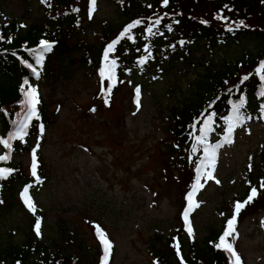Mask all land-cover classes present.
Instances as JSON below:
<instances>
[{
  "label": "rangeland",
  "instance_id": "obj_1",
  "mask_svg": "<svg viewBox=\"0 0 264 264\" xmlns=\"http://www.w3.org/2000/svg\"><path fill=\"white\" fill-rule=\"evenodd\" d=\"M150 1L96 0L89 18L90 0H0V23L12 29L13 24L18 25L14 34L18 37L32 26H58L73 8L79 9L75 13L81 12V26L75 28V35H79L82 49L74 54L77 60L88 46L100 44L108 26L121 25L128 14ZM244 49L256 51L255 43L243 38L238 43L218 45L196 41L185 50L168 46V56L159 61L148 52L141 57H147L146 62L130 66L122 82L116 70L112 81L104 79L103 83L116 85L112 98L102 97L107 104L97 96L103 92L100 71L96 69L95 73L81 63L68 67L56 81L36 82L35 114L42 108L40 97L52 120L44 127L40 143L46 179L37 182L32 175L31 154L14 158L32 183L27 187L35 212L26 206L22 194L4 205L0 250L21 247L35 238L48 251L56 250L53 244L57 242L71 253L76 248L63 240L60 229L64 227L72 243L82 244V251L102 264L104 247L97 236L98 225L112 245L107 264H156L152 254L156 234L167 240L176 238L183 228L182 233L191 239L203 241L212 229L223 228L224 232L238 198L248 187H255L249 184L250 176L257 177L258 188L264 181V114L246 127L231 123V133L228 126L220 136L215 130L206 134L205 142L199 143L203 147L197 155L194 178V186L199 176L202 187H197L191 207L187 197L194 186L185 190L162 169L165 121L174 108L200 99L197 79L205 70L234 62ZM117 66L116 61L114 69ZM6 86L0 85V90L12 89ZM26 115L22 130L33 116L30 105ZM37 140H33L34 147L38 146ZM213 150L214 169L204 167ZM208 172H212V179ZM39 212L44 217H38L37 235V220L32 214ZM244 213L239 212L235 232L228 239L240 264H264V209L248 217ZM39 260L37 253L30 257L33 264ZM4 264H10V260Z\"/></svg>",
  "mask_w": 264,
  "mask_h": 264
},
{
  "label": "trees",
  "instance_id": "obj_2",
  "mask_svg": "<svg viewBox=\"0 0 264 264\" xmlns=\"http://www.w3.org/2000/svg\"><path fill=\"white\" fill-rule=\"evenodd\" d=\"M67 16L58 26H32L18 37L14 36L18 25L13 24L12 29L0 23V85L12 87L10 91L0 90V140H9L11 144L10 149L0 144V155L10 152L9 159L0 161V169L13 170L6 178L0 179V215L4 205L15 201L22 194V188L32 186L23 167L14 161L15 157L32 155L35 150L38 165L36 174L40 180L46 179V171L40 158V143L43 141L44 127L52 121L51 114L46 111L43 99L38 97L42 108L36 111L29 119L27 128L22 130L29 107L26 93L34 88L36 82L58 80L68 67L78 63L94 69L95 73L96 69L100 73L105 71L107 64L104 54L107 46L118 38L119 43L109 53L108 60L117 61L118 66L114 70L121 75V82L130 66L134 63L140 65L143 55L149 52L155 61H159L162 56H168V46L185 50L196 41L218 45L238 43L243 38L255 43L256 51L244 49L234 62L205 70L197 79L200 99L174 108L165 121L162 169L171 173L174 179L184 185V189L188 188L187 191L194 186L197 159L203 147V144L197 143V138L204 139L206 136L201 129L207 126V133L215 130L220 136L231 123L246 127L250 121H257L263 116L264 80H261L256 69L264 62V0H169L167 7H162L161 0H151L136 12L128 14L121 25L108 26L102 32L100 44L88 46L77 60L74 54L81 51L82 41L79 40V35H75V28L81 26L79 21L82 16L81 12L75 11ZM161 16L164 18L160 24L153 27L156 34L149 35L146 28ZM218 16L226 19H219ZM137 20L143 23L121 38L125 28ZM168 26H171V31ZM129 36L132 38L129 39ZM41 41L52 45L51 51L43 53L42 60L38 55ZM114 54L117 59H110ZM245 76L248 79L243 80ZM108 85L109 83H103L102 88L106 90ZM115 88L116 85L112 87L110 96L104 90L97 93V96L103 101L104 95L108 99L112 98ZM242 98L244 103L240 114L243 118L237 119L233 105L240 104ZM36 138L40 141L37 140L38 146L34 147L33 140ZM261 167L264 168V155ZM250 179L249 184L255 186L258 195L240 210V213L245 212V217L264 209V188L256 187L258 179L253 174ZM252 188L248 187L238 201H246ZM32 216L36 217V221L38 217L43 218L44 214L39 212ZM182 229H179L176 238L167 240L156 234L152 240L155 246L152 254L156 264H182V261L183 264H233L231 255L216 247L223 228L212 229L203 241L191 239L182 233ZM60 232L67 246H73L79 251L75 249L66 253V247H60L57 242L53 244L56 250L48 251L41 248L35 238H31L21 247L10 246L0 250V264L7 260H10V264H33L30 262L33 253L40 255L36 264H100L99 259L90 258V254L82 251V244L75 245V242H71L64 227H61Z\"/></svg>",
  "mask_w": 264,
  "mask_h": 264
},
{
  "label": "snow or ice",
  "instance_id": "obj_3",
  "mask_svg": "<svg viewBox=\"0 0 264 264\" xmlns=\"http://www.w3.org/2000/svg\"><path fill=\"white\" fill-rule=\"evenodd\" d=\"M95 2H96V0H90V6L91 7H90L89 18H91V12L95 10ZM161 3H162V7H167V5L169 3V0H161ZM73 11H79V9H73ZM165 15H167V14H165ZM163 18L164 17L161 16V17H158L155 21H153L152 24L149 27L146 28V32L149 35H155L156 33L153 32V27H155L156 25H159ZM217 18L226 19V18H224L222 16H218ZM141 23H143V21L137 20V21L133 22V24L128 25L125 28L124 32L121 33V38H123L128 32H130L132 28L136 27L137 25H139ZM240 24L242 25L243 21H241ZM21 27H23V25H21ZM168 30L171 31V26H168ZM128 38L131 39L132 37L129 36ZM117 43H119V38L117 40L113 41L111 44H109L107 46V50H106V52L104 54V59H105V62L107 64V68H106L105 71H101L102 85H103L104 79H108L109 81H112L113 78H114V68L116 66V61L115 60L109 61L108 60V56H109V53L114 51L115 45ZM181 43H183V42H181ZM51 48H52V45L49 42L41 41V50L38 52L39 58L42 60L43 59V53L51 51ZM145 51H148V49L145 48ZM146 60H147V57H144V58H142L140 60V63L143 64V63L146 62ZM256 71H257V74H259L261 76V80H264V62H261L260 66L256 69ZM246 79H248V76L243 77V80H246ZM113 86H114V83H110L106 90L103 89V88H102V90L106 91L107 95L110 96L111 89H112ZM139 91H140L139 88H137L136 89V94H137V101L136 102H137L138 107H139ZM262 95H264V93H262ZM26 96L28 97V103H29V105L31 107L32 115H35V105H36V103H38V100L36 99L35 89H32L28 93H26ZM105 103L107 104L108 100H105ZM243 103H244V101H243V98H242L240 104L233 105V111L236 114V118L237 119H242L243 118L242 115L240 114V108L243 106ZM92 111H95V109L93 108ZM232 127H233V125L230 124L229 128H228V132L229 133H231ZM201 131L204 132L205 135H206V133L208 131L207 126H205V128H203V129H201ZM197 143H203V138L202 137H198L197 138ZM0 144L4 145V147L7 148V149L11 148V144H10L9 140H6V139L0 140ZM193 150L195 151L196 149L194 148ZM205 152H206V155H207L208 154V149L207 148H205ZM32 155H33L32 174H33V176H37L36 169H37L38 165H37V162H36L35 150L33 151ZM9 158H10V152L8 154H5V155H0V161L7 160ZM203 166L204 167L211 166L214 169V166H215V152H214V150L210 154V158L208 160V164L203 165ZM250 169H251V166H250ZM12 171H13L12 169H0V179L6 178V176L10 175L12 173ZM197 171L199 172L200 168H198ZM207 175H208L209 179L213 178L212 172H208ZM37 182H39V177L38 176H37ZM216 182L219 183V181H216ZM197 187H202V185L199 184V176L197 177L196 186H194L193 191L190 192L188 194V197H187V199L190 201L189 207L192 206L191 205V201H192V199H193V197L195 195V191L197 190ZM261 187L264 188V181L261 182ZM257 195H258L257 189L253 187L251 189V192H250V194H249V196H248L246 201H244V202L237 201L236 202L234 214H233L231 219H228L225 231L220 236L219 243L216 244V247L222 248L224 251L229 252L231 254V256L235 260V264H240V258L237 255V253L235 252L233 244L229 241L228 238L230 236H232L233 233L235 232V221H236V217L238 216L240 210L247 203L251 202L252 199H254L255 196H257ZM22 197L24 198V202H25L26 206L29 208V210L35 212V205L33 204L32 200H31V197L28 196V187H25V189H24V191L22 193ZM196 206H198V205H196ZM187 216H188V210H186L185 213H184V218H185L186 223L188 222L187 221ZM95 227H96L97 236L100 239L101 244L104 247V256L102 258V264H107L112 245H111V242L107 239L106 233H104L103 230L98 225H96ZM35 230H36L37 235H39L40 234V220H39V218L37 219V223L35 225ZM188 232H189V235L192 234V230H191L190 226L188 227ZM182 264H183V261H182Z\"/></svg>",
  "mask_w": 264,
  "mask_h": 264
}]
</instances>
